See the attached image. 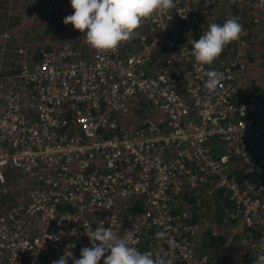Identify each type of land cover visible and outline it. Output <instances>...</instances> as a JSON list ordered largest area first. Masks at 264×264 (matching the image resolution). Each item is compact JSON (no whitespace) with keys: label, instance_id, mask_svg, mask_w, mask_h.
I'll use <instances>...</instances> for the list:
<instances>
[{"label":"built area","instance_id":"2783aa9c","mask_svg":"<svg viewBox=\"0 0 264 264\" xmlns=\"http://www.w3.org/2000/svg\"><path fill=\"white\" fill-rule=\"evenodd\" d=\"M230 2L264 27V0ZM215 3L177 0L114 51L82 34L0 69V264L78 259L85 225L132 229L134 246L165 264H241L223 246L197 252L202 223L178 211L197 188L228 202L234 249L264 256V87L240 79L246 34L214 68L225 74L215 92L187 36L203 34L202 10Z\"/></svg>","mask_w":264,"mask_h":264},{"label":"clouds","instance_id":"9594fccd","mask_svg":"<svg viewBox=\"0 0 264 264\" xmlns=\"http://www.w3.org/2000/svg\"><path fill=\"white\" fill-rule=\"evenodd\" d=\"M176 3L177 0H70L73 13L63 23L81 32L96 52L107 53L129 42L146 19L175 8ZM242 34L244 27L238 17L226 19L222 25L211 23L198 39H190L191 33L187 34L191 55L202 68L210 66ZM203 76L210 92H215L225 79L223 72L214 69L203 71ZM83 228L90 247L82 248L78 259L68 251L52 264H68L69 259L72 264H100L102 258L103 264H165L163 257H154L151 252H141L134 246L138 240L132 229L121 235L111 227L96 226L93 230L91 225H85ZM156 236L163 239L164 233L157 232ZM253 264H264V256Z\"/></svg>","mask_w":264,"mask_h":264},{"label":"rangeland","instance_id":"374dc122","mask_svg":"<svg viewBox=\"0 0 264 264\" xmlns=\"http://www.w3.org/2000/svg\"><path fill=\"white\" fill-rule=\"evenodd\" d=\"M227 5L228 4L223 5L222 1L216 2L210 7L207 17L210 20L220 19L222 16L227 19L239 17L234 12L230 13L231 10L225 7ZM64 12L69 16L73 13V9L71 4L65 3L63 0H12L10 2H3L0 0V67L13 68L17 64V60L30 62L34 59L32 58L34 54L38 55L40 51L44 50V47H47V42L50 41L51 43L54 39L57 40L62 38V36V40L66 38H76L75 34L78 31L75 30L73 26L71 30L66 28L56 31L58 26H54L49 22L53 19L60 23L63 18L60 17V14ZM242 14L245 13H240V15ZM48 17H50L49 20L47 19ZM207 17H203V23L206 22ZM244 18L248 20L246 15ZM249 26V32L246 33L248 47L250 48L249 56L246 59V69L241 74L240 79L244 84L251 82V84H261V86L264 87V70L257 57L258 53L260 56L261 53L264 52V27L260 23H258V25ZM51 31H56V33ZM5 35L8 36L5 37ZM59 42L60 41H58V43ZM40 47L42 48L40 49ZM17 54L20 56H17ZM252 57L255 59L250 62L249 60ZM222 60L224 61L223 58L221 61L215 60L210 66L216 69L219 64L223 62ZM27 187L28 185H23L20 196L13 197L10 201V205H15L18 201H22ZM198 193L200 195L205 194L210 199H216L215 197L207 195L206 192H203L201 189H198ZM5 201H7V199ZM198 203L197 201L196 204ZM205 206H207V199H202L200 206L201 210L197 211V214L201 217L199 220L202 223L198 234L199 237L196 240L197 243L199 242L200 244L201 236L206 234L208 229H211V232L215 234H227V236H225L227 243L223 248H230L231 252L225 253L226 258H235V260L240 261L241 264H253L256 258L252 251L244 250V248L240 246H236L234 249V243L237 241L240 228L235 223L229 222L225 215L224 207L222 206L221 208L223 212L221 210L218 212V209L214 208V206L211 208H206ZM202 253L208 252H205L203 249Z\"/></svg>","mask_w":264,"mask_h":264},{"label":"trees","instance_id":"16d2710c","mask_svg":"<svg viewBox=\"0 0 264 264\" xmlns=\"http://www.w3.org/2000/svg\"><path fill=\"white\" fill-rule=\"evenodd\" d=\"M1 1H8V2H10V1H12V0H1ZM216 2H220V1H222V4L223 5H226V4H228L227 6H225V7H227L228 8V10H231V12L230 13H235L236 15H238L239 17V22L243 25V27H244V34H246V33H248L249 32V29H250V26L249 25H258V23H254V21L253 20H251V19H249L248 17V20L246 19V18H244V16H243V14L242 15H240V10L239 9H237L236 8V6H234L233 4H232V2H230V0H215ZM222 7H224V6H222ZM204 11H206L205 13H204ZM209 11H210V6H207L206 8H204L203 10H202V15L204 16V18L205 17H207L208 16V13H209ZM56 13V12H55ZM67 15H66V13L64 12V13H61L60 14V17H63L62 18V20H61V22L59 23V22H56L55 20H50L49 22H50V24H53L54 26L56 25V26H58L57 28H56V31L58 30V29H60V30H64V29H69V30H71V27H72V25L71 24H69V25H65L64 23H63V20H64V18L66 17ZM243 16V17H242ZM48 20L50 19V17H48L47 18ZM227 18H225L224 16H222L220 19H213V20H210L208 17H207V20H206V22L205 23H203L202 21V24H204V25H202V27L203 28H201V29H199L198 31L200 32L202 29H204L205 31L208 29V25L209 24H211V23H217V24H220V25H222L224 22H225V20H226ZM47 20V21H48ZM245 22V23H244ZM56 31H51V32H53V33H56ZM244 34L242 35V37L244 36ZM79 35H82V33L81 32H77L76 34H75V36H76V38L77 37H79ZM248 35V34H247ZM247 36L245 35L244 36V38L247 40V38H246ZM75 38V39H76ZM63 39V36H62V38H59V39H54L53 40V42H51L50 43V41L49 42H47V47L45 48L44 47V50H42V51H51V50H53L54 48H57V46L60 44V42H61V40ZM58 41H60L59 43H58ZM237 42V41H236ZM236 42H233V43H230L226 48H225V50L223 51V53L221 54V56L219 57L220 59H216L217 61H221V59L223 58L225 61H226V59L228 58V57H230V55L233 53V49H234V46L236 45ZM50 43V44H49ZM42 47H40V49H41ZM42 51H40L39 52V54L38 55H36V54H34L33 56H32V58H34V59H32L31 61H38L39 60V58H40V54H41V52ZM19 54H17V56H18ZM20 56V55H19ZM258 59H259V61H260V63H261V67H262V69L264 70V52H262L261 53V55L259 56V53H258ZM253 59H255V58H250V62H251V60H253ZM223 61V60H222ZM17 63H18V60L16 61ZM221 64V63H220ZM219 64V65H220ZM16 66H17V64H16ZM211 69H213L211 66H209ZM15 67H13V68H11L9 71H11V70H13ZM3 70V69H2ZM9 71H7V72H9ZM251 83V82H250ZM252 85V87H253V90H255V91H259L261 88H262V86H261V84H251ZM243 97L245 98V96L243 95ZM202 199H207V206H205L206 208H211L212 206H214V208H217L218 209V212L221 210L222 211V206L225 208V206L227 205V201H226V199L224 198V197H219V198H216V199H210L208 196H206L205 194H202V195H200L199 193H198V188L197 189H194V190H191L189 193H187V194H184V196H183V198H182V202L180 203V206L178 207V211L180 212V213H182V212H186V213H189L190 214V218L188 219V221H190V222H197V221H200L199 220V218H201L198 214H197V211H200L201 210V201H202ZM197 201L199 202L198 204H196L197 203ZM223 212V211H222ZM212 230L211 229H208L207 231H206V234H203V236H201V238H200V245L202 246V248L204 249L205 248V252H207V251H213V252H215V251H217L221 246H222V244L224 243V241H225V236H227V234L225 235H223V234H220V233H218V234H215V233H212L211 232Z\"/></svg>","mask_w":264,"mask_h":264},{"label":"crops","instance_id":"0c3cea01","mask_svg":"<svg viewBox=\"0 0 264 264\" xmlns=\"http://www.w3.org/2000/svg\"><path fill=\"white\" fill-rule=\"evenodd\" d=\"M16 66V65H15ZM14 66V67H15ZM0 69H3V70H5V71H9L11 68L9 67V68H3V67H0ZM227 243V239H225V241H224V243L222 244V246H224L225 244ZM221 246V247H222ZM204 250H205V248H204ZM202 251H203V248H202V246L199 244V242L197 243V252L198 253H202ZM208 253H211V254H213L214 252L213 251H207ZM235 259V258H234Z\"/></svg>","mask_w":264,"mask_h":264}]
</instances>
